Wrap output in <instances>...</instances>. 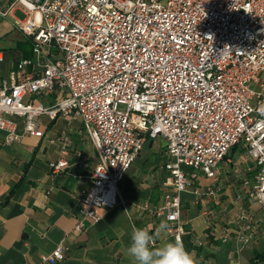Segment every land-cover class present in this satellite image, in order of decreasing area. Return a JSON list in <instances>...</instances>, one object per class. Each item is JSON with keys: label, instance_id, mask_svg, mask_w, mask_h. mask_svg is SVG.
<instances>
[{"label": "built area", "instance_id": "built-area-1", "mask_svg": "<svg viewBox=\"0 0 264 264\" xmlns=\"http://www.w3.org/2000/svg\"><path fill=\"white\" fill-rule=\"evenodd\" d=\"M16 9L26 14L15 24L31 38L33 56L0 81V131L15 144L43 137L44 116L82 120L98 161L78 193L84 218L77 231L119 203L118 185L147 140L158 137L172 158L170 188L138 211L170 222L175 239L186 234L181 194H201L199 175L216 178L233 149V177L264 209V116L257 111L264 104V0H0V17ZM5 59L0 51V65ZM50 166L59 173L69 162ZM220 190L208 194L217 198ZM263 222L242 204L221 236L217 229L211 235L250 246ZM67 252L59 244L43 259L58 264Z\"/></svg>", "mask_w": 264, "mask_h": 264}, {"label": "crops", "instance_id": "crops-1", "mask_svg": "<svg viewBox=\"0 0 264 264\" xmlns=\"http://www.w3.org/2000/svg\"><path fill=\"white\" fill-rule=\"evenodd\" d=\"M18 12L26 17L21 9L7 18L0 17L4 22L0 39H6L10 49L8 54L5 48H0L6 57L0 66V81L9 76L19 59L33 56L30 37L15 24ZM47 101L53 103V96ZM40 122L44 136H26L20 143L7 144L6 133L0 131V264H50L43 257L59 244H64L68 252L58 264H136L127 251L133 228L147 229L155 236L161 221L168 228L171 225L165 219L151 221L138 211V206L157 204L170 188L166 184L169 176L166 164L171 159L165 142L161 148L153 149L155 139L147 140L144 147L149 144V152L141 153L118 185L119 203L110 210L101 209L103 217L97 223L84 219L85 227L77 231L78 221L84 218L78 193L90 183L98 161L97 150L79 118L60 116L52 121L44 116ZM19 129L22 131V125ZM78 152L83 153L82 158L77 156ZM155 152L160 156L150 161ZM238 158L237 150L229 154L214 179L199 175L197 187L201 194L193 191L181 194L182 223L186 230L182 242L196 262L251 264L257 254L261 255L258 264H264V222L260 236L250 246L235 239L223 243L211 235L217 229L220 237L225 220L233 223L242 204L250 206L257 217L264 215L261 205L243 194L240 182L232 175ZM60 159H66L69 167L52 172L50 163ZM215 185L221 189L217 198L208 194ZM155 239L156 245L150 246L153 249L176 240L168 229ZM196 240L202 245H197Z\"/></svg>", "mask_w": 264, "mask_h": 264}, {"label": "clouds", "instance_id": "clouds-1", "mask_svg": "<svg viewBox=\"0 0 264 264\" xmlns=\"http://www.w3.org/2000/svg\"><path fill=\"white\" fill-rule=\"evenodd\" d=\"M261 116H264V104L257 109ZM168 229V224L161 221L155 229V236ZM154 235L144 228H133L131 244L128 247V254L134 258L136 264H197L194 255L185 250L180 238L174 242H168L158 249L150 246L153 244Z\"/></svg>", "mask_w": 264, "mask_h": 264}, {"label": "rangeland", "instance_id": "rangeland-1", "mask_svg": "<svg viewBox=\"0 0 264 264\" xmlns=\"http://www.w3.org/2000/svg\"><path fill=\"white\" fill-rule=\"evenodd\" d=\"M20 19H23L24 17H25V15H23L22 13H20V12H18L17 14H16ZM2 24H4V22L3 21H0V32H4L3 31V25ZM0 48H5V51H6V53H10V49H9V47L7 46V43H6V39H0ZM1 66V65H0ZM47 99L48 100H50V97H47ZM39 100H41V99H39ZM45 100H46V98H45ZM164 140H163V138L162 137H158L157 139H155V143H154V147H153V149L155 148H157V147H159V148H161V146H162V144H164ZM149 150H150V145L149 144H147V146H145V147H143V150L140 152V154L138 155V157L137 158H139L140 157V155H141V153H147V152H149ZM156 156H160L159 154H157L156 152L154 153V154H152V158H150V161H153L154 159H155V157ZM172 160V158H170L169 157V160ZM137 160V159H136ZM135 160V161H136ZM170 160V161H171ZM135 163V162H134ZM133 163V164H134ZM201 175V174H200Z\"/></svg>", "mask_w": 264, "mask_h": 264}, {"label": "trees", "instance_id": "trees-1", "mask_svg": "<svg viewBox=\"0 0 264 264\" xmlns=\"http://www.w3.org/2000/svg\"><path fill=\"white\" fill-rule=\"evenodd\" d=\"M30 41H31V43H32L31 38H30ZM31 55H32V54L27 55V57H31ZM234 151H235V149H233V150L231 151L230 155L233 154ZM13 192H14V188L11 190L10 195H11ZM149 234H152V231H149ZM260 257H261V255H257V254H256V256H255V258L252 260V263H251V264H258V263L260 262V259H259Z\"/></svg>", "mask_w": 264, "mask_h": 264}]
</instances>
